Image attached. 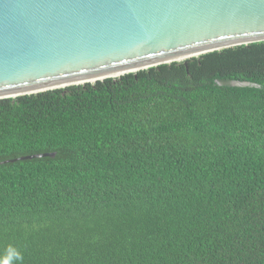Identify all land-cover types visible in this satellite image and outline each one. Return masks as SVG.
<instances>
[{
    "label": "trees",
    "instance_id": "16d2710c",
    "mask_svg": "<svg viewBox=\"0 0 264 264\" xmlns=\"http://www.w3.org/2000/svg\"><path fill=\"white\" fill-rule=\"evenodd\" d=\"M44 152L0 164V257L264 264V41L1 98L0 161Z\"/></svg>",
    "mask_w": 264,
    "mask_h": 264
},
{
    "label": "water",
    "instance_id": "95a60500",
    "mask_svg": "<svg viewBox=\"0 0 264 264\" xmlns=\"http://www.w3.org/2000/svg\"><path fill=\"white\" fill-rule=\"evenodd\" d=\"M259 41L264 0H0V99L171 62L187 67L191 57ZM214 82L259 87L233 78Z\"/></svg>",
    "mask_w": 264,
    "mask_h": 264
},
{
    "label": "clouds",
    "instance_id": "9594fccd",
    "mask_svg": "<svg viewBox=\"0 0 264 264\" xmlns=\"http://www.w3.org/2000/svg\"><path fill=\"white\" fill-rule=\"evenodd\" d=\"M23 255L16 248L9 246L3 257H0V264H23Z\"/></svg>",
    "mask_w": 264,
    "mask_h": 264
},
{
    "label": "bare ground",
    "instance_id": "6f19581e",
    "mask_svg": "<svg viewBox=\"0 0 264 264\" xmlns=\"http://www.w3.org/2000/svg\"><path fill=\"white\" fill-rule=\"evenodd\" d=\"M91 82H93V81H91Z\"/></svg>",
    "mask_w": 264,
    "mask_h": 264
}]
</instances>
